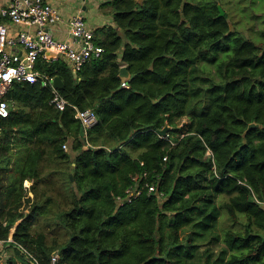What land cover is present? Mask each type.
I'll return each instance as SVG.
<instances>
[{
	"label": "trees",
	"instance_id": "16d2710c",
	"mask_svg": "<svg viewBox=\"0 0 264 264\" xmlns=\"http://www.w3.org/2000/svg\"><path fill=\"white\" fill-rule=\"evenodd\" d=\"M259 1L242 0V8L264 24ZM108 5L116 28L96 39L103 52L79 72L62 59L35 64L60 78L68 103L95 112L92 128L81 134L74 110L54 109L49 87L14 82L6 93L0 240L13 230V243L32 264H50L54 251L58 264H264V39L230 31L226 11L234 0ZM122 66L132 76L128 88L121 87ZM251 123L258 127L248 129ZM165 127L168 139L157 134ZM15 137L29 149L3 191ZM44 157L70 160L62 187L71 201L65 206L49 186L42 204L27 198L25 211L15 213L22 181L38 178ZM134 176L144 188L120 205ZM145 183L155 191L147 193ZM38 218L54 220L66 238L48 243L33 232Z\"/></svg>",
	"mask_w": 264,
	"mask_h": 264
},
{
	"label": "built area",
	"instance_id": "2783aa9c",
	"mask_svg": "<svg viewBox=\"0 0 264 264\" xmlns=\"http://www.w3.org/2000/svg\"><path fill=\"white\" fill-rule=\"evenodd\" d=\"M2 14L9 18L12 26H24L26 29H20L16 35L10 36L9 28L0 23V117L6 118L8 116V103L5 96L12 83H37L42 87L51 89L50 105L54 109L63 111L66 108H71L74 110V117L79 121L84 133L92 128L97 122L95 112L92 109L79 110L76 106L68 103L59 93V90L53 87L52 79L35 68L38 60L51 63L62 59L76 74L90 58L103 52V48L94 43L93 31L86 28L84 16L77 13L66 21L68 33L75 44L69 45L55 39L52 35L51 29L64 20L58 9L45 0H11L2 10ZM30 28H33L34 31L29 32ZM8 49H18L20 53H9L7 52ZM121 87L128 88V85L126 82H122ZM162 138L168 139L169 135L165 133ZM169 142L171 145L175 144L172 138ZM86 145L88 146V144ZM62 148L67 150V145L63 144ZM132 179L134 185L125 190L123 197L116 199L120 205L124 202H131L141 194L144 188L137 187L140 176H134ZM144 186L147 193L155 191L153 185L145 183ZM3 242L0 241V243ZM33 261L38 264L35 259ZM58 261V252H52L50 264H58Z\"/></svg>",
	"mask_w": 264,
	"mask_h": 264
},
{
	"label": "crops",
	"instance_id": "0c3cea01",
	"mask_svg": "<svg viewBox=\"0 0 264 264\" xmlns=\"http://www.w3.org/2000/svg\"><path fill=\"white\" fill-rule=\"evenodd\" d=\"M45 1L58 9V12L60 13L61 17L64 20V22L58 23L51 29L52 35L54 36L55 39L66 42L69 45H75V44L73 42V39L68 33V27L66 21L77 13H81L84 16L86 28L93 31L94 43L96 39L104 38L105 30L107 28H116L113 14L111 12V7L108 5V2H110V0H45ZM9 2H11V0H0V23L5 24L9 28L10 36H14L20 29H26V27L12 26L9 18L2 14V10L6 8ZM29 30H30L29 32L34 31L33 28H30ZM7 52L19 54L20 50L8 49ZM11 148L13 149L12 151H14V153L11 154L10 163L1 180V188L4 187L3 191H5V186L13 185L14 184L13 181L20 175V170H18V168L23 164V161L18 162L17 156L21 152L22 148H26V151H28L29 142H24L23 140L19 141L18 137H15L12 140ZM45 160L46 157H44L41 160L40 164L38 165L39 167L38 178L34 179L31 175H28L26 179L22 181L21 185L23 189L22 190L23 197L20 199L21 200L20 203H22V205L19 209L17 208L14 210L15 213L25 211L24 201L27 198L31 199L32 202L35 199V201H38V203L42 204L45 201V197L43 196V193L44 194L49 193V191H47L49 186L53 187L52 190L55 193H58L59 191H61L60 188H63L62 184L65 179L57 175V173H59L57 172L58 167L54 166L52 167L54 169H52L51 166L48 167L46 164L44 165L43 163L45 162ZM60 161L63 164L70 163V160L68 161L60 160ZM48 162L51 163L49 160ZM17 163H19V165ZM16 164L19 166L18 168H16ZM63 170L66 177L68 170L66 169V167H64ZM57 177H60V179L57 180ZM15 185L18 191L19 185L18 184ZM67 192H69L68 189L66 190V193ZM66 193L64 194L66 195ZM17 223L18 221L14 223V226ZM0 224L2 226H5L6 221L0 218ZM13 232H14L13 230L10 231V233L7 236V239L0 240V241H4L3 243H0V264H32V261H30L25 255H23L24 253H22L23 250L21 249V247L13 243L12 241Z\"/></svg>",
	"mask_w": 264,
	"mask_h": 264
},
{
	"label": "rangeland",
	"instance_id": "374dc122",
	"mask_svg": "<svg viewBox=\"0 0 264 264\" xmlns=\"http://www.w3.org/2000/svg\"><path fill=\"white\" fill-rule=\"evenodd\" d=\"M205 4L210 3L212 1H218L224 3V1L226 0H203ZM258 2H260L258 0ZM262 3H264V0H261ZM235 5H233V9L230 11H226L228 14V18L230 20V22L232 24H234V28L232 29V31H234V29H236L238 31V33L240 35H243L245 38H252V39H264L263 36H261L259 34L260 31L264 30V24H262L259 20L253 18L252 16H250L251 11L248 7H246L245 9L242 8L243 3L242 0H234ZM253 9L256 11V13H258V9L255 5H253ZM226 10V8H225ZM234 15V16H233ZM257 20V21H254ZM254 21V23H253ZM238 35V34H237ZM67 150L69 149V146L67 145ZM27 151L26 148H22L21 152L18 154L17 156V160L18 162H22L24 161V157L26 155ZM48 158H46L45 162L43 163L44 165L46 164L48 167L49 166H57L58 170L57 175L63 177L66 180L65 174H64V167H66V169L68 170L69 168H71L70 164H63L61 163L60 160L57 161V164H55V162H51L49 163ZM70 177V174H69ZM60 177H57V180H59ZM60 187V186H59ZM60 190L57 193V196L59 198V200L61 201V203H64L65 206L68 205V203L71 201L70 197V193L67 192L65 190H63V188H60ZM66 193V195L64 194ZM62 207V206H61ZM225 218V217H224ZM50 218H38L34 223H33V232H43L47 239H48V243H51L52 240H55V242H62L65 238H66V233L65 231L61 228V226H59L54 220H49ZM225 220V219H224ZM223 221H222V225H223ZM225 225V224H224ZM230 229H233L231 226L229 227Z\"/></svg>",
	"mask_w": 264,
	"mask_h": 264
},
{
	"label": "water",
	"instance_id": "95a60500",
	"mask_svg": "<svg viewBox=\"0 0 264 264\" xmlns=\"http://www.w3.org/2000/svg\"><path fill=\"white\" fill-rule=\"evenodd\" d=\"M218 16L217 17H222L223 15H224V12H223V10L221 9V7L218 5ZM232 30V28L230 27V31ZM119 78H120V80L122 81V82H127V81H129L131 78H132V76L129 74V72L127 71V69H126V67L125 66H122L121 68H120V70H119ZM52 85H53V87L55 88V89H57V90H60V89H62V87H63V83H62V81L60 80V78H58V77H54V78H52ZM158 100H156L155 102H157ZM253 127H258V125L257 124H254V123H251L250 125H249V127H248V129L249 128H253ZM166 131H167V128L165 127V128H163V129H161V130H158L157 131V134L158 135H164L165 133H166ZM84 132H83V130L81 129V134H83ZM70 178L72 179V176H70Z\"/></svg>",
	"mask_w": 264,
	"mask_h": 264
}]
</instances>
